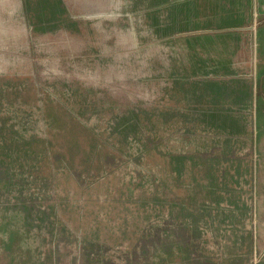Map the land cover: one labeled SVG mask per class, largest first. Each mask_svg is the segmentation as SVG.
Returning <instances> with one entry per match:
<instances>
[{
	"label": "rangeland",
	"instance_id": "obj_1",
	"mask_svg": "<svg viewBox=\"0 0 264 264\" xmlns=\"http://www.w3.org/2000/svg\"><path fill=\"white\" fill-rule=\"evenodd\" d=\"M207 29L191 2L0 0V264H264V52Z\"/></svg>",
	"mask_w": 264,
	"mask_h": 264
},
{
	"label": "crops",
	"instance_id": "obj_2",
	"mask_svg": "<svg viewBox=\"0 0 264 264\" xmlns=\"http://www.w3.org/2000/svg\"><path fill=\"white\" fill-rule=\"evenodd\" d=\"M174 3L191 2L196 19L208 29L206 31L243 32L248 29L257 35L254 50L264 52V0H170ZM255 24V26H254ZM254 26V27H253ZM259 99L264 100V65L260 69ZM259 115L264 120V104L260 101ZM259 117L256 125L258 148L263 151L264 121Z\"/></svg>",
	"mask_w": 264,
	"mask_h": 264
},
{
	"label": "built area",
	"instance_id": "obj_3",
	"mask_svg": "<svg viewBox=\"0 0 264 264\" xmlns=\"http://www.w3.org/2000/svg\"><path fill=\"white\" fill-rule=\"evenodd\" d=\"M254 26H255V24H254ZM254 26H253V27H254Z\"/></svg>",
	"mask_w": 264,
	"mask_h": 264
}]
</instances>
